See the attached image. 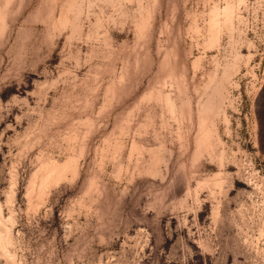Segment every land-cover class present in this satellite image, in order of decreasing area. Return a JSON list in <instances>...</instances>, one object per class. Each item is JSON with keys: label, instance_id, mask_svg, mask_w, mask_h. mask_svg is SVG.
Wrapping results in <instances>:
<instances>
[{"label": "rangeland", "instance_id": "obj_1", "mask_svg": "<svg viewBox=\"0 0 264 264\" xmlns=\"http://www.w3.org/2000/svg\"><path fill=\"white\" fill-rule=\"evenodd\" d=\"M0 264H264V0H0Z\"/></svg>", "mask_w": 264, "mask_h": 264}, {"label": "bare ground", "instance_id": "obj_2", "mask_svg": "<svg viewBox=\"0 0 264 264\" xmlns=\"http://www.w3.org/2000/svg\"><path fill=\"white\" fill-rule=\"evenodd\" d=\"M55 169H56V168H55ZM55 169H54V170H55ZM61 171H62V170H61Z\"/></svg>", "mask_w": 264, "mask_h": 264}, {"label": "trees", "instance_id": "obj_3", "mask_svg": "<svg viewBox=\"0 0 264 264\" xmlns=\"http://www.w3.org/2000/svg\"><path fill=\"white\" fill-rule=\"evenodd\" d=\"M262 114V113H261Z\"/></svg>", "mask_w": 264, "mask_h": 264}]
</instances>
